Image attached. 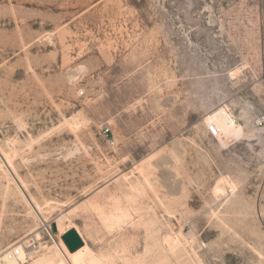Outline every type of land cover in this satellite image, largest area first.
<instances>
[{"label":"rangeland","instance_id":"obj_1","mask_svg":"<svg viewBox=\"0 0 264 264\" xmlns=\"http://www.w3.org/2000/svg\"><path fill=\"white\" fill-rule=\"evenodd\" d=\"M262 120L264 0H0V264H264Z\"/></svg>","mask_w":264,"mask_h":264},{"label":"bare ground","instance_id":"obj_2","mask_svg":"<svg viewBox=\"0 0 264 264\" xmlns=\"http://www.w3.org/2000/svg\"><path fill=\"white\" fill-rule=\"evenodd\" d=\"M80 118H81V115H79V114L75 115L72 118V121H74V123L76 125H81L84 120H81ZM9 146H10V144H9ZM10 151L12 152L13 148H11ZM5 152H6L7 156L10 153L9 151H6V150H5ZM145 181L140 182V180H139V182H138V184L140 185V187H141V189L143 191L145 189L144 187H146L145 186L146 185ZM221 186H222L221 190H226L227 191V190L230 189V187H229L230 184H228V182L225 181V180H224V183L221 184ZM55 225H56L57 230L59 232L60 243L62 245L63 252L67 256L68 260L72 264H91L90 263L91 258H92L91 248L88 245V243L86 242V239L84 238V236L81 233V231H79V229L77 227H75V226H69L68 225L66 215H62L60 218H58L57 221L55 222ZM71 228H76L78 230L79 234L81 235V237L83 238V240L85 241V246L83 248H81L80 250H78L77 252H75V253H71L68 250V248L66 247L65 243L62 241V236L68 230H70ZM193 235L189 234V239L190 240L194 237ZM178 237L180 239V236H178ZM187 237H188V235H187ZM40 240H41V235L37 233L32 238V241H34L33 243H30V242L20 243L17 248L13 249L12 251L8 252L7 254H5L3 256V258H2L3 264H28V263H30L34 258L37 257V255L39 254L40 250L42 249V244L40 243ZM179 243H181V239H180ZM163 246L165 247L166 251L172 252L174 250V245L172 244V242L170 240V236L165 237L163 239ZM17 250L19 251V255L17 257H11V255ZM56 264H68V263L64 260V261H61V262L56 263Z\"/></svg>","mask_w":264,"mask_h":264},{"label":"water","instance_id":"obj_3","mask_svg":"<svg viewBox=\"0 0 264 264\" xmlns=\"http://www.w3.org/2000/svg\"><path fill=\"white\" fill-rule=\"evenodd\" d=\"M56 230V226L54 225ZM62 241L71 253H75L85 246V241L76 228H71L63 236Z\"/></svg>","mask_w":264,"mask_h":264},{"label":"built area","instance_id":"obj_4","mask_svg":"<svg viewBox=\"0 0 264 264\" xmlns=\"http://www.w3.org/2000/svg\"><path fill=\"white\" fill-rule=\"evenodd\" d=\"M81 95H83V92H81ZM263 123H264L263 120L260 121V122H259V126H262ZM110 131H111L110 129H106V130L104 131V134H105V136L108 138V142H109V144H110L112 147H114V146L116 145V141H115V139L112 137V134H111ZM207 133H208V135H209L211 138H213V139H217V138L219 137V130H218V128H217L215 125H210V126H208V127H207ZM18 255H19V251L17 250V251H15V252L11 255V257H17Z\"/></svg>","mask_w":264,"mask_h":264}]
</instances>
